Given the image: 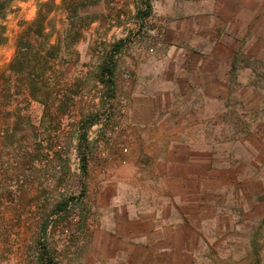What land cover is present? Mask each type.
<instances>
[{
    "label": "crops",
    "instance_id": "obj_1",
    "mask_svg": "<svg viewBox=\"0 0 264 264\" xmlns=\"http://www.w3.org/2000/svg\"><path fill=\"white\" fill-rule=\"evenodd\" d=\"M149 1V30L128 47L119 46L111 69L113 120L120 130L100 150L91 149L88 139L90 210L79 212L70 240L53 242L69 252L57 255V264H209V255L202 254L211 248L207 225L211 212L220 209L212 195L235 186L241 196L245 191L237 185L251 186L228 176L248 168L245 160L222 157L211 138L259 132L264 0ZM135 2L127 0L124 7L134 11ZM162 18L168 24L152 31ZM91 56L86 48L76 55L81 61ZM14 57L0 50V76L13 78ZM68 69L64 76L69 73L81 87H109L102 84L104 68L94 78L87 66ZM120 98L127 102L124 112ZM90 100L92 107L78 112L80 120L110 103L101 92ZM256 151H248L249 161L259 165L252 158ZM253 191L251 186L246 193Z\"/></svg>",
    "mask_w": 264,
    "mask_h": 264
},
{
    "label": "rangeland",
    "instance_id": "obj_2",
    "mask_svg": "<svg viewBox=\"0 0 264 264\" xmlns=\"http://www.w3.org/2000/svg\"><path fill=\"white\" fill-rule=\"evenodd\" d=\"M65 1L77 3L75 18L68 15ZM125 3L127 0H8L0 19L2 54L16 56L17 38L36 19L40 8L50 42L59 43V47L50 58L45 87H39L35 95L32 86H40L37 81L28 78L23 82L18 71L13 78L8 73L0 76V264H45L44 246L58 262L57 255L69 252L56 249L53 242L70 240L81 222L79 212L90 210L87 181L82 199L71 210L59 212V207L80 186L74 165L80 122L89 130L100 113L87 111L80 120L78 112L92 107L90 99L96 92L110 97L112 91L96 83L81 87L71 81L69 73L64 76L63 68L73 72L76 65L87 66L94 78L107 65L111 52L119 51L116 45L128 47L147 32L149 23L141 30L133 18L139 0L134 11L125 8ZM72 22L77 25L73 27ZM84 48L93 56L81 61L76 55ZM259 80H264V73ZM256 95L264 102V88ZM261 106L260 111L264 110V104ZM257 123L259 132L254 136L241 130L245 124L240 129L242 135L223 138L217 133L211 138L221 148L222 157L230 153L249 165L228 176L245 179L257 191L246 193L251 186L240 182L237 187L245 191L241 196H236L235 186H222L223 193L212 195L218 197L220 209L211 212L214 217L207 225L211 248L202 254L209 255V264H264V117L259 115ZM215 124L221 127L222 121ZM85 146L84 152L90 154L88 139ZM252 149L258 152L252 158L259 165L249 161Z\"/></svg>",
    "mask_w": 264,
    "mask_h": 264
},
{
    "label": "trees",
    "instance_id": "obj_3",
    "mask_svg": "<svg viewBox=\"0 0 264 264\" xmlns=\"http://www.w3.org/2000/svg\"><path fill=\"white\" fill-rule=\"evenodd\" d=\"M8 3V0H0V19L4 17L5 14V7ZM66 3V11L68 12V15L72 16V19L75 18V15L77 14L78 6L77 3L74 5L73 2L65 1ZM147 4L149 7H151V3L149 0H147ZM150 11V8L145 12L148 14ZM45 13L43 9H39L38 16L36 19L31 22L18 36L17 39V54L10 63V70L13 73L20 72L23 74L22 81L24 82L26 79H32L33 81H37L40 86L33 85L32 87V93L34 94L35 91H39V87H44L45 85V75L50 70V58L54 56V52L59 47V43L52 44L50 42V35L46 31L45 27ZM71 25L75 27L77 25V22H72ZM78 33V32H77ZM72 39V38H71ZM77 38H75L76 40ZM119 47V44L116 45ZM111 72V69L108 68L106 65L103 69V75L106 74V72ZM28 75V76H27ZM112 75V73H111ZM104 78H102L103 80ZM107 87L109 90H112V81L111 78H109L107 81ZM35 95V94H34ZM83 142L80 144V153L82 155V167L83 171L86 175L87 166V153L84 152L82 148H86L85 146V134L83 135ZM67 203V200L64 202V204ZM62 204V206L64 205ZM62 206L59 207V210L62 209ZM256 248V247H255ZM44 258L46 259L45 264H57L49 251L44 246ZM258 251V248H256ZM48 254V257H47Z\"/></svg>",
    "mask_w": 264,
    "mask_h": 264
},
{
    "label": "built area",
    "instance_id": "obj_4",
    "mask_svg": "<svg viewBox=\"0 0 264 264\" xmlns=\"http://www.w3.org/2000/svg\"><path fill=\"white\" fill-rule=\"evenodd\" d=\"M150 8V11L148 14L145 12ZM153 8L149 7L147 4V0H139L138 6H137V12L135 14L134 21L140 26L141 30L145 29V25L149 23L150 17L152 16ZM123 20H125V16H121ZM168 24V20L166 18H162L158 20L157 28H154L152 31H159L164 29V27ZM149 29H147L148 31ZM143 32V31H141ZM151 32V31H150ZM135 41V39H132L131 42ZM115 50L111 52V55L107 61V66L109 69H112L115 64ZM111 72L107 71L106 74L103 75L102 84L103 86H107L106 81L111 78ZM126 78L130 79L131 75L129 73L126 74ZM105 97L110 101L108 105L102 110L99 117H97L92 123L91 127V133L87 129L86 126H84L83 121L80 122V125L78 127V133L76 135V146L74 147V165L76 167L77 173L80 177V186L78 191L67 200V203L62 206V209L59 210V212H66L68 210H71L78 201H80L83 197V191H84V183H86V175L83 171L82 167V155L80 153V144L84 141L83 135L85 134L86 139H90L93 141L91 149H98L100 150L101 147H104L109 140H111L115 134L120 130V126L118 123L114 122L113 120V97H108L107 94H105ZM127 107V102L125 99L120 98L118 99V109L120 112H124ZM120 148L125 152L127 151V145L122 142L120 144ZM84 149V148H83ZM88 152V151H87ZM89 154H87L88 157ZM111 158V157H110ZM69 233V230H65Z\"/></svg>",
    "mask_w": 264,
    "mask_h": 264
}]
</instances>
